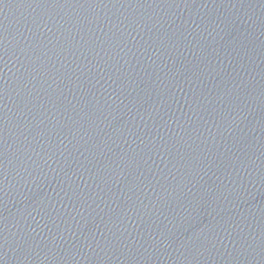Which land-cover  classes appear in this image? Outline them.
<instances>
[{
    "label": "water",
    "instance_id": "water-1",
    "mask_svg": "<svg viewBox=\"0 0 264 264\" xmlns=\"http://www.w3.org/2000/svg\"><path fill=\"white\" fill-rule=\"evenodd\" d=\"M0 264H264V0H0Z\"/></svg>",
    "mask_w": 264,
    "mask_h": 264
}]
</instances>
